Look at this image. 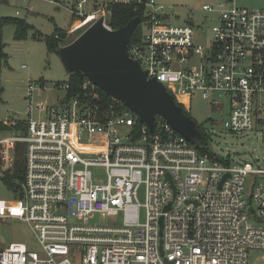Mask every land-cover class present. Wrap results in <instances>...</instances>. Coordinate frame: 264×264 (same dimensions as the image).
<instances>
[{"label": "built area", "instance_id": "built-area-1", "mask_svg": "<svg viewBox=\"0 0 264 264\" xmlns=\"http://www.w3.org/2000/svg\"><path fill=\"white\" fill-rule=\"evenodd\" d=\"M28 1L5 0L31 12ZM43 1L70 6L66 33L74 40L98 21L117 30L112 7L132 6L141 14V37L128 55L185 113L186 100L199 94L212 110L226 111L220 124L230 133L263 123L264 9L239 8L235 0L217 10L204 5L217 17L202 48L193 43L201 28L172 25L154 0ZM80 83L82 94L74 95L68 82L55 83L61 101L35 105L33 94L45 85L30 83L29 112L44 116L23 121L25 132L0 137L1 178L13 170L15 146L24 147L23 177L13 180L19 190L0 199V220L28 223L40 246L38 253L20 242L0 245V264H249L250 254H264V184L257 183L264 149L254 164L233 163L187 141L162 116L149 132L121 101L103 102L89 79ZM19 122L0 119V133ZM95 215L119 224H91Z\"/></svg>", "mask_w": 264, "mask_h": 264}, {"label": "rangeland", "instance_id": "rangeland-1", "mask_svg": "<svg viewBox=\"0 0 264 264\" xmlns=\"http://www.w3.org/2000/svg\"><path fill=\"white\" fill-rule=\"evenodd\" d=\"M93 0H88L91 3ZM161 6L170 23L181 26L193 22L201 28L195 33L193 43L202 48L211 42V27L217 12L203 10L204 5L217 10L224 0H154ZM239 8L249 10L264 9V0H235ZM26 12L14 5L0 0V21H4L0 30L1 43L5 56L0 60V119L27 121L29 118L40 120L44 114L37 109L29 112L26 100V90L30 83H44L45 91L36 89L33 94V104H58L62 99V91L56 90L55 83H65L70 80V73L63 65L58 53L49 52L46 39L51 38L56 30L66 31L71 23L69 5L59 7L43 1L29 0ZM24 7V6H23ZM86 9H90L88 6ZM20 11L16 16L15 11ZM16 21L25 25L20 33ZM19 35H21L19 37ZM74 39V38H73ZM71 43V42H70ZM264 101V100H262ZM189 108L187 115L202 127L207 138L203 145L207 153L228 158L233 163H252L261 156L264 149V114L260 116L263 123H253L252 131L240 134L230 133L221 127L220 122L225 119L226 111L218 113L208 107L199 94L186 100ZM15 134L7 130L0 133V137ZM94 180H103L98 171L92 170ZM257 183L264 184V178H258ZM0 199L12 200L13 196L0 176ZM138 199L144 203L143 188L139 191ZM144 209L140 210V222H144ZM91 224L113 225L119 224L118 219L95 215ZM20 242L29 251L40 253V246L28 223L18 220H0V245ZM263 252L250 254L249 264H264Z\"/></svg>", "mask_w": 264, "mask_h": 264}, {"label": "water", "instance_id": "water-1", "mask_svg": "<svg viewBox=\"0 0 264 264\" xmlns=\"http://www.w3.org/2000/svg\"><path fill=\"white\" fill-rule=\"evenodd\" d=\"M138 23L139 19L134 18L109 31L98 21L61 47L58 55L79 82L86 77L107 96L121 101L147 125L149 132H153L155 116H162L177 133L196 144L199 133L195 121L183 113L162 84L147 78L128 55L130 38Z\"/></svg>", "mask_w": 264, "mask_h": 264}, {"label": "trees", "instance_id": "trees-1", "mask_svg": "<svg viewBox=\"0 0 264 264\" xmlns=\"http://www.w3.org/2000/svg\"><path fill=\"white\" fill-rule=\"evenodd\" d=\"M134 18H138L139 20H141V14L138 12H135L133 10V7L130 5H114L111 9V25L114 29H119L125 26L128 22H130ZM3 23L4 21H0V30H1V26ZM16 24L18 26L20 33H22L25 30L26 26L23 25L19 21H16ZM20 36L21 35H19V37ZM140 37H141V32L140 30L137 29L132 34L130 38V43H132L135 40H138ZM73 40L74 39L71 36L67 35L66 31L56 30V32L51 38L46 39V43H47L49 52L58 53L61 47H64L70 44V42H72ZM2 49H3V44L1 43V37H0V59L3 58V56H5ZM69 73L71 75L70 80L68 81V83L71 86L70 94L72 95L76 93L82 94V91L80 88L81 83L78 81L77 77L73 73L71 72ZM97 95H98L99 100H102L103 102L111 101V98L107 96L100 89H97ZM183 113L187 115L185 111H183ZM196 128L199 133V138L196 139V144L204 145L207 136L204 133L202 127L196 124ZM10 130L15 131V132H17L18 130L25 132V123L20 121L14 128H11ZM23 173H24V147L21 144H17L15 146V163L13 166V170L11 174L7 175V177L2 178L3 182L5 183L8 189H13L15 192H18L19 187L17 186V184L13 182V180L14 179L21 180L23 177Z\"/></svg>", "mask_w": 264, "mask_h": 264}]
</instances>
